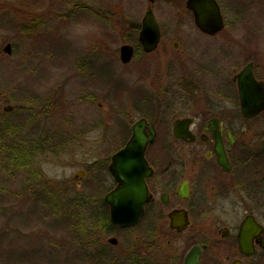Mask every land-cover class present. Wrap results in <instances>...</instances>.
Returning a JSON list of instances; mask_svg holds the SVG:
<instances>
[{"label":"rangeland","instance_id":"obj_1","mask_svg":"<svg viewBox=\"0 0 264 264\" xmlns=\"http://www.w3.org/2000/svg\"><path fill=\"white\" fill-rule=\"evenodd\" d=\"M218 2L226 25L218 35L207 36L194 26L185 0H0V90L17 104L29 95L49 98L52 107L41 138L63 144L60 161L47 157L34 162V170L63 182L88 169L75 200L46 197L39 195L43 185L34 180L32 168L10 167L0 149V264H106V231L91 230L93 202L104 201L106 187L87 186L96 177L106 181V96L126 102L136 93L130 88L139 61L124 68L112 54L132 41L149 4L164 37L179 38L180 44L177 51L171 46L167 53L155 51L141 66V82H158L150 70L156 57L163 58L166 75L179 64L190 82H230L232 68L239 70L249 60L264 80V0ZM6 42L11 54L2 53ZM116 74L125 77L120 81ZM174 77L163 81L175 82ZM12 117H1L0 123L6 119L8 124L0 128L21 123ZM23 138L21 131L2 130L0 146ZM80 196L92 204L82 207Z\"/></svg>","mask_w":264,"mask_h":264},{"label":"flooded vegetation","instance_id":"obj_2","mask_svg":"<svg viewBox=\"0 0 264 264\" xmlns=\"http://www.w3.org/2000/svg\"><path fill=\"white\" fill-rule=\"evenodd\" d=\"M192 19L199 33L207 36L218 35L226 25L223 17V29L209 35L195 24L193 14ZM157 23L160 36L156 48L142 49L140 20L132 41L123 42L133 47L130 61L120 60V46L112 54L124 68L137 59L139 68L135 87L130 88L136 93H131L129 101L117 102L106 96V264H185L190 252L196 264H264V109L251 116L241 112L238 85L233 80L240 70L236 67L230 82H190L191 75L179 64L166 75L163 58L156 57L150 70L158 82H141V66L155 51L161 48L167 53L170 46L179 50L180 39L164 37ZM252 70L262 80L256 76L254 64ZM171 74L177 77L175 82H164ZM116 76L122 81L125 74ZM51 103L45 95H29L23 104H17L0 90V118L7 114L14 116L12 120L22 119L15 128L5 126L0 131L10 135L16 130L24 135L22 143L4 142L0 149L6 152L10 167L19 166L15 169L22 172L32 168L34 180L43 185L39 195L75 200L87 168L78 169L72 179L63 182L34 170L36 163L47 157L57 162L61 158L63 144H46L41 138ZM3 120L1 126L8 124ZM136 125L145 140V166L141 160L138 168L123 167L117 175L113 158L128 144ZM131 157L134 161L137 153ZM137 172L145 176L143 210L133 223H113L108 198L136 200L133 178ZM123 176L129 183L120 191Z\"/></svg>","mask_w":264,"mask_h":264},{"label":"water","instance_id":"obj_3","mask_svg":"<svg viewBox=\"0 0 264 264\" xmlns=\"http://www.w3.org/2000/svg\"><path fill=\"white\" fill-rule=\"evenodd\" d=\"M185 5L192 12L194 22L201 31L212 35L223 29V15L216 0H186ZM159 36L160 29L152 10V6H147L146 11L142 15L141 28L138 34V39L142 49L145 51H151L156 48ZM3 51L4 53L11 54L10 43H6L4 45ZM132 53V45L128 43H123L120 45L119 57L123 63L130 61ZM252 66L253 62L248 61L243 65L238 73L233 76V80H235L238 85L240 110L244 115L247 116L254 115L255 113L264 109L263 81L258 80L254 76ZM144 143L145 140L139 133V128L136 125L128 144L119 152H117L113 158L112 167L117 175H120V173L123 172V167H133L136 165L138 168L141 160L143 166H145V161L143 158ZM136 153L137 157L133 161L131 156L133 154L136 156ZM144 177V175L141 176V173L137 172V175L133 178V181L136 183L134 185L135 190L137 191L136 200L130 197H124L121 200L118 198H108L111 203V220L113 223L130 224L135 222L140 216L143 210V205L147 199ZM128 183L129 182L127 179L123 176L121 179L122 189H120V191H123V189L126 190L125 187ZM123 200L124 202H122ZM104 201L106 202V193L104 194ZM123 208H125V210ZM175 217H173V219ZM179 223V220L176 219L175 224L179 225ZM193 255L194 254L192 252L188 254L185 264H196Z\"/></svg>","mask_w":264,"mask_h":264},{"label":"trees","instance_id":"obj_4","mask_svg":"<svg viewBox=\"0 0 264 264\" xmlns=\"http://www.w3.org/2000/svg\"><path fill=\"white\" fill-rule=\"evenodd\" d=\"M7 144V143H5ZM5 155H6V152L4 151ZM7 158V156H6ZM17 161V160H16ZM19 162H15V164H18ZM104 170L106 171V167L104 168ZM97 180H95L91 186H88L90 188L93 187L94 190H97L98 189V186H99V183L103 184L104 187H106V181L104 180H100L99 177H96ZM99 179V180H98ZM97 197H100V196H97ZM100 199V198H99ZM97 202H93V224H91V230H98L100 232H105L106 231V203L102 200H99ZM79 200H80V205H82V207H89L90 204H92V202L90 201V199H88V197H85V196H80L79 197ZM53 211H56V210H53ZM87 222V221H86ZM90 227V226H89ZM89 229V228H88Z\"/></svg>","mask_w":264,"mask_h":264},{"label":"bare ground","instance_id":"obj_5","mask_svg":"<svg viewBox=\"0 0 264 264\" xmlns=\"http://www.w3.org/2000/svg\"><path fill=\"white\" fill-rule=\"evenodd\" d=\"M17 203H20V201L18 200V201H15V204L18 206V204ZM16 205H15V207H16Z\"/></svg>","mask_w":264,"mask_h":264}]
</instances>
